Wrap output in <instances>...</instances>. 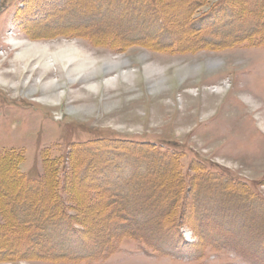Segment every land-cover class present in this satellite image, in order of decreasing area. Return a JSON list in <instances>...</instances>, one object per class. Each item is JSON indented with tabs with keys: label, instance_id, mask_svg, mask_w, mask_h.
<instances>
[{
	"label": "rangeland",
	"instance_id": "rangeland-1",
	"mask_svg": "<svg viewBox=\"0 0 264 264\" xmlns=\"http://www.w3.org/2000/svg\"><path fill=\"white\" fill-rule=\"evenodd\" d=\"M187 1L160 0L167 20L181 17L184 26ZM67 2L0 0V154L28 179H42L52 164L63 208L80 219L85 239L91 233L82 229L99 224L96 217L150 199L159 185L168 202L176 200L170 216L179 224L165 241L131 216L129 230L116 220L110 233L90 229L111 236L105 246H46L24 225L14 228L19 217L9 206L29 192L11 165L0 164V205L8 203L0 210V264H264V44L120 51L44 27L48 12ZM77 20L89 21L64 23ZM12 40L51 49L74 43L95 59L125 64L71 81L62 65L24 69ZM53 93L62 94L58 102L46 99ZM154 164L173 173L145 177Z\"/></svg>",
	"mask_w": 264,
	"mask_h": 264
},
{
	"label": "trees",
	"instance_id": "trees-1",
	"mask_svg": "<svg viewBox=\"0 0 264 264\" xmlns=\"http://www.w3.org/2000/svg\"><path fill=\"white\" fill-rule=\"evenodd\" d=\"M33 4L39 6L35 2ZM200 11L203 12L199 13ZM170 12L164 8L160 0H68L65 5L57 6L48 12L44 27L51 30V33L60 34L63 30L64 34L80 35L88 38L95 45L107 46L120 51L133 45L164 52H179L187 46L199 51L232 47L244 43L253 46L264 44V0H255V2L251 0H192L184 8V26L182 27L178 25L182 21L181 17L171 21L167 20ZM72 17H84L89 21L84 23L77 20L74 23H64ZM56 22L59 26H55ZM60 26L64 28L60 29ZM73 159L77 163V160ZM0 164L4 167L11 165L20 187L29 192L22 198L14 200L9 206L12 209L10 213L19 217V222L14 228L24 225L29 231L36 232L34 233L35 238L38 236L39 241L46 246L52 242L56 247L63 248L76 243L78 245L84 243L86 247H89L90 243L105 246V240L109 241L111 236L107 235L104 239L99 236L102 233H97V237L94 231L98 229V226L101 225L102 229L106 230L116 220L118 229L129 230L128 227L132 223L127 221L124 224V222L127 217L131 216L144 220L143 225H139L133 219L134 225L136 224L138 228L143 230L150 226L154 237L165 241L168 236H171V232L173 234L174 226L179 224L178 219L173 221L170 216L171 211L176 208V200L168 202L167 196L163 194L166 186L159 185V191L154 189L150 199H145V197L135 201L130 199L115 208L110 204L111 210L103 214V219L101 216L96 217L99 224L93 223L91 227L82 229L88 234L91 233L85 239L83 237L85 233L83 234L79 230L81 228L76 226V220L80 222V219L77 216H71L67 209L63 208L59 194V181L51 163L47 165V175L38 181L30 180L20 174L11 155L0 154ZM155 164L154 167L149 168L150 173L145 177L157 172L163 179L173 173L172 167V169L159 172ZM140 183L147 188L146 182L137 184ZM229 188L226 185L224 191L228 192ZM43 205L50 207L43 211L41 207ZM6 207H8L7 202L0 205V210L4 211ZM17 211H21V214L19 215ZM31 215L37 217L32 219ZM117 217L119 219H115ZM124 217L125 220H123ZM192 225L196 227L194 220ZM90 229L94 231L91 232ZM107 230L110 233V230ZM116 231L115 233L118 234L119 231Z\"/></svg>",
	"mask_w": 264,
	"mask_h": 264
},
{
	"label": "bare ground",
	"instance_id": "bare-ground-1",
	"mask_svg": "<svg viewBox=\"0 0 264 264\" xmlns=\"http://www.w3.org/2000/svg\"><path fill=\"white\" fill-rule=\"evenodd\" d=\"M11 43L14 48L19 49L16 60L20 62L24 69L30 65H35L39 66L44 73H47L51 71L50 69L55 68L56 65H62L67 77L71 81L77 78L85 79L93 76L96 72L98 73V71L108 73L125 64L123 61L120 62L110 59L100 61L95 59L74 43H58L53 46V49L50 46L31 42L26 43L20 40H12ZM47 77L50 78V76ZM1 81H3L2 78H0ZM106 82V84H109L110 80ZM45 85L51 88L55 87L51 79ZM61 97L62 94H55L46 99L48 101L58 102Z\"/></svg>",
	"mask_w": 264,
	"mask_h": 264
}]
</instances>
